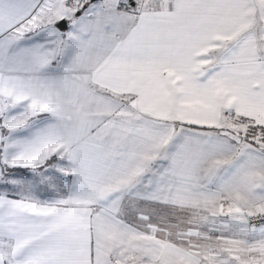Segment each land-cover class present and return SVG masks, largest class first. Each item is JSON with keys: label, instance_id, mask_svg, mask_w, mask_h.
Masks as SVG:
<instances>
[{"label": "snow or ice", "instance_id": "snow-or-ice-1", "mask_svg": "<svg viewBox=\"0 0 264 264\" xmlns=\"http://www.w3.org/2000/svg\"><path fill=\"white\" fill-rule=\"evenodd\" d=\"M0 264H264V0H0Z\"/></svg>", "mask_w": 264, "mask_h": 264}]
</instances>
